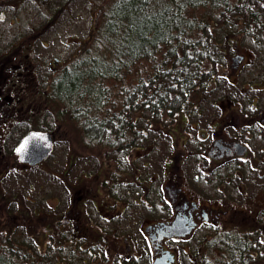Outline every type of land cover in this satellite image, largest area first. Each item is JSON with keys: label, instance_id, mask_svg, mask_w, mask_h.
Instances as JSON below:
<instances>
[{"label": "flooded vegetation", "instance_id": "flooded-vegetation-1", "mask_svg": "<svg viewBox=\"0 0 264 264\" xmlns=\"http://www.w3.org/2000/svg\"><path fill=\"white\" fill-rule=\"evenodd\" d=\"M26 1L34 4L25 8L37 17V0ZM20 3L21 0H2L0 20L10 26L21 27L20 20H17L22 10ZM258 24L263 34L264 22L261 21L244 24L238 33L231 31L228 34L223 57L226 60L230 50H235L231 56L232 73H241L240 67L248 64L246 56L251 53L237 49L248 27ZM252 31L251 38L259 34L254 29ZM234 35L236 37L233 38ZM3 36L1 34L0 38ZM4 44H7V52H0V237L3 238L0 251L4 253V264H155L162 257H167L168 264H186L193 256L191 251L183 253L181 243L195 237L204 224L217 227L219 233L214 237H220L222 231L241 234V228L252 235L261 234L263 245L257 247L264 248V68L260 76L257 74L258 77L247 83L252 85L249 89L258 91V95L247 94L239 101L226 94L228 101L218 103L222 115L227 118L210 124L209 131H217L206 144L198 147L206 159L204 171L199 170L191 174L192 177L185 173L182 167L185 155L180 158L171 156L167 160L162 188L165 203H159L158 208L165 213L145 218L136 226V232L131 225V201L128 198L121 199L124 201L119 204L106 201L104 205V200L99 199L101 190L108 191L115 199L119 198L124 182L127 183L124 185L125 194L131 193L132 171L123 172L120 170L123 163L117 161L119 154L123 159L129 157L126 146L115 142L111 149L102 151L99 138L77 134L83 147L95 149L82 151L92 154L90 165L94 164L83 171L82 179H69L73 164L84 157L80 155L81 151L73 152L64 166H44L58 140L56 131L37 124L38 110L48 109L53 104L47 99L53 91L52 79L48 81L52 91L41 90L48 94L46 103L38 101L37 76L32 70L22 68L21 59L15 60L20 54V51L16 52L17 44L10 46L8 41H0V51ZM36 44V38L29 40L25 67L36 64L31 51ZM57 60V65H61ZM55 72L54 76L58 77L63 69ZM194 107L198 104L195 103ZM146 120L154 122L148 117ZM35 131H51L54 144L46 158L32 165L21 161L16 149L28 133ZM258 143H263V146ZM109 163L117 166L100 181L101 174L105 173L101 164L105 167ZM22 168L25 169L23 173ZM57 179L60 183L54 181ZM21 183L28 184L31 192L21 190ZM141 185V189L150 188L144 178ZM214 186L219 195L216 198ZM148 199L134 197L135 202L141 204L144 200L147 207L154 209ZM99 207L106 210L102 212ZM92 209L98 211L103 219L95 218L91 214ZM182 218L187 222L186 228L178 226ZM22 236L25 237L23 254L27 253L28 258L20 256ZM257 247L256 250H261ZM207 253L213 254L209 245ZM184 257L188 260L185 261ZM209 261L208 257L207 261L204 260L205 264H212ZM204 262L192 261L190 264Z\"/></svg>", "mask_w": 264, "mask_h": 264}, {"label": "rangeland", "instance_id": "rangeland-1", "mask_svg": "<svg viewBox=\"0 0 264 264\" xmlns=\"http://www.w3.org/2000/svg\"><path fill=\"white\" fill-rule=\"evenodd\" d=\"M1 1L2 0H0V2ZM44 1L46 4H43ZM44 1L37 0V17H35L29 9L25 8L28 6H34V4L31 3V1L21 0L20 5L22 10L17 16V20H20L19 24L21 27H17L16 25L10 26L9 23H4L0 20V35H4L0 38V41H8V45L10 46L17 44L16 52L20 51V54L16 55L15 60L21 59L22 68H25L27 71L32 70L35 73V76H37L38 101H41L42 103H46V95L48 94L42 93L41 90L45 88L49 92L52 91L49 82H51L50 79L53 80L57 77L54 76L56 73L55 71L68 68L69 66L71 67L75 62V59L78 60L82 57L87 44L90 42L87 41V38L92 31L94 23L99 24L102 22V10L106 6H109L114 0H71L72 2H70V4L66 6L67 8L62 10V13H59V15H57V13L53 14V5H58V3L64 4L66 1L70 0ZM62 7L63 6H61L60 9ZM230 17H235L237 23L231 26H229L228 23L225 34L226 38L231 31L238 33L240 29L245 27L243 26L244 24L246 25L249 23H244L242 21L243 16L237 14L235 11L230 13ZM257 18H259L261 22H264V8L258 11ZM216 25L217 24L213 26V30L218 28ZM252 29L259 32L254 38H251L253 32ZM261 29L262 27L260 24L251 25L245 31L246 34H243L240 38L237 50L243 53H251L246 56V62H248V64H244L240 67L241 73H232L231 63L233 61L231 60V56L235 54V50L231 49L228 53L229 55L226 56V60L225 57H223L218 72L213 74V79L210 80L208 77L207 91L204 92V90H201L196 93L194 99H191L190 104L197 103L198 107L193 106L191 111H187L185 115L183 112L180 113V111H178L171 117L163 118L165 119L164 121L157 122L158 120H163L158 119L154 120L153 123H149L147 120L145 121L148 117V112L145 109V116L143 115L140 117L138 115L139 118H136V129H140V133L133 134L129 131L126 134L122 133L120 135H115V142L118 143L119 140L123 146H126V151L128 152L129 157L123 159L122 154H119L117 161L121 160L123 163V167L120 170H123V172L126 170L128 171V169L132 171L134 180L133 189H131V193H127L126 195L124 185H127V183L124 182L125 184L122 183V188L119 190V198L115 199L110 193H108V191L104 192L105 190H101L99 199L104 200V205L106 201L119 204L121 201H124L121 199L128 198L131 201V225L136 232V226H139L145 218L151 216L158 217L165 213V210L161 212L158 208L159 203H165L163 200L162 188L164 181L163 174L167 160L171 158V156H174L172 158H180L185 155V163L182 166L185 173H189L191 176V174L193 175V173L199 170L204 171L206 166L204 161H206V159L201 155L198 147L199 145L206 144L208 138L217 131L214 130L213 132H210V124L220 121L224 117L227 118L225 114L222 115L223 111H221V105H218V103L228 101L226 94H230V97L234 96L239 101H242L247 94L258 95V91L249 89L252 85L247 83L252 81V78H256L258 75L260 76L264 68V32L262 34L260 32ZM234 37H236V35H234L233 38ZM35 38L37 44L31 47V51L36 64L33 67L30 66V64L25 67L27 64L29 40L33 41ZM164 50L165 48L163 45L159 48V53H162ZM93 51L97 53L96 58L98 62L103 63V59L105 61H111L113 58L112 51L101 45L100 41L93 47ZM0 52H7V44L2 45V50ZM57 59H59L61 65H57ZM146 63L147 65H145ZM108 65L114 66L112 63H109ZM149 66L150 63L148 60H142L141 62L135 61L129 66H124L120 70V75L123 76L122 79H117L115 77H95L92 80H84V85L81 89L82 93L79 92L81 95L77 100L70 101L69 99H65V101H60L52 91V94H49L47 99L52 101L53 104H50L48 109H39L37 116L38 127L46 125V127L56 131V137L58 136L55 150L50 154L48 157L49 159L45 161L43 165L51 166L56 164L64 166L73 152L81 151L80 155L84 157L80 159L77 158L78 160L76 159L77 161L73 164L74 167L70 171L69 179L70 181H74L77 177L78 179H82L83 171H87L88 168L94 166L93 162L90 165V161L93 160L92 154L83 153L82 151L95 150L94 148L86 149L83 147L80 144V139L77 135H81L82 133L87 134L85 128H83V121L91 120V118L85 117V113L93 112L100 117H102V115L106 116L114 114L115 111L121 109H124L126 114L129 113L131 108L126 104L127 98H124L125 94H123V91L125 90L126 85L137 80V74L140 69L148 70ZM215 78L216 81L220 83L219 86L210 83L214 81ZM228 78L231 81H229ZM245 83L246 85L244 86ZM93 91H102L100 97L101 104L94 98H91V93ZM259 99L261 101L263 100L260 96ZM100 105L102 106V109H99L101 112L96 113L95 111H92L95 107H100ZM55 107H63L69 111L73 109L78 116L71 117V115L67 114H58L56 109H54ZM107 109H110V111H107ZM136 113H138V111L132 113L130 116L134 118ZM139 114L142 115V111H140ZM59 115H63V117H59ZM80 124H82V126H80ZM113 143H110V145H103L102 140H100V149L102 151L105 149H111ZM258 144L263 146V143ZM126 163H128V167H126ZM115 166H117V164L109 163L105 167L101 164V167H103L102 171L105 173L101 174L102 177L100 181H103L104 178L108 176V172L115 169ZM205 170L207 171L208 168ZM24 171L25 169L22 168V173ZM143 178L150 184L149 190H146L145 187L141 189V180ZM54 181H59L60 183V180L58 179ZM49 186L51 188V185ZM20 189L26 192H31L26 183H21ZM48 190L51 192L50 189ZM214 192L215 198L219 196L215 186ZM135 196L139 199L149 198L148 200L153 203L154 209L151 208V206L147 207L144 200H141V204L135 202ZM100 208L101 207H99V209ZM101 209L102 212L106 210L104 207ZM97 212L98 211L92 209L91 214L95 215V218L103 219L102 215H99ZM23 220H25L24 217ZM239 231L241 234L237 231H222L219 236L227 238L228 241L237 237L251 241V244L248 247V251L250 252L251 250L254 251L258 245H263L262 241H260V238H262L263 235L249 234L243 228L239 229ZM217 233H219L217 227L204 224L198 229L195 237L183 240L181 243L183 253L191 251V255L193 256L186 264H190L192 261L198 262L202 260L204 262L207 257L210 259L209 262L213 264V258L220 253V249H214L210 246L213 250V254H209L207 251L209 241L215 238L213 235ZM1 239L3 238L0 237V240ZM24 240L25 237L22 236L20 243L22 254L20 256L21 258H28L27 253L23 254V247L25 246ZM258 249H261L264 252V248ZM3 254V251H0V257L4 258ZM184 260L187 261L188 258L184 257Z\"/></svg>", "mask_w": 264, "mask_h": 264}, {"label": "trees", "instance_id": "trees-1", "mask_svg": "<svg viewBox=\"0 0 264 264\" xmlns=\"http://www.w3.org/2000/svg\"><path fill=\"white\" fill-rule=\"evenodd\" d=\"M70 2L53 5V14H61ZM262 8L263 0H114L102 10V22L94 23L82 57L52 80L53 92L60 101L77 100L84 80L122 79L120 70L124 66L148 60V70L140 69L137 80L126 85L123 91L126 104L131 108L129 113L121 109L100 117L86 112L85 117L91 120L83 121L85 132L102 140L103 145L115 142L118 134L140 133V129H136V118L142 117L145 109L152 120L171 117L178 111H191L195 104H190L191 99L199 91H207L208 77L213 79L223 61L227 25L237 23L230 13L235 11L242 15L244 23H257L260 21L258 11ZM215 24L218 28L213 30ZM99 41L112 51L111 61L98 62L93 47ZM163 45L165 50L159 53ZM210 83L220 85L218 81ZM91 94V98L101 104L102 91ZM54 109L58 114L78 116L73 109ZM99 109L101 105L92 111L99 113ZM136 111L134 119L130 115ZM250 244L251 241L241 237L231 241L224 237L211 239L209 246L220 249L213 264H264V252L248 251ZM4 263L1 257L0 264Z\"/></svg>", "mask_w": 264, "mask_h": 264}, {"label": "water", "instance_id": "water-1", "mask_svg": "<svg viewBox=\"0 0 264 264\" xmlns=\"http://www.w3.org/2000/svg\"><path fill=\"white\" fill-rule=\"evenodd\" d=\"M57 61V60H56ZM53 135L50 131H35L28 133L17 146L16 152L23 162L36 164L49 155L53 149ZM187 222L184 218L178 226L186 228ZM186 229L183 231V234ZM167 257L156 260L155 264H168ZM167 262V263H166Z\"/></svg>", "mask_w": 264, "mask_h": 264}]
</instances>
